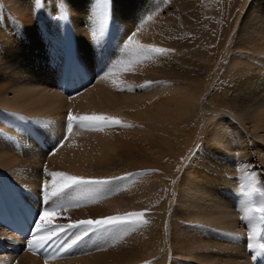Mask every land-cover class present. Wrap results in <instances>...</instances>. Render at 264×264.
I'll return each instance as SVG.
<instances>
[{
	"label": "bare ground",
	"instance_id": "1",
	"mask_svg": "<svg viewBox=\"0 0 264 264\" xmlns=\"http://www.w3.org/2000/svg\"><path fill=\"white\" fill-rule=\"evenodd\" d=\"M133 32L170 51L138 58ZM70 110L120 123L73 122L66 137ZM49 172L110 180L69 189L55 224L132 212L147 223L91 231L61 259L63 231L40 258L0 225L1 248L24 246L16 264H134L160 250L157 264L180 253L258 264L248 243L254 230L264 240V0H0V192L20 200L0 213L38 219Z\"/></svg>",
	"mask_w": 264,
	"mask_h": 264
},
{
	"label": "snow or ice",
	"instance_id": "2",
	"mask_svg": "<svg viewBox=\"0 0 264 264\" xmlns=\"http://www.w3.org/2000/svg\"><path fill=\"white\" fill-rule=\"evenodd\" d=\"M65 19L67 16L65 15ZM136 33L133 32L127 40V46H132L135 55L138 58L150 59L153 54L163 55L167 53L168 49L159 48L154 45H144L140 44L139 41L135 39ZM73 122H79L81 124L88 122L91 125L96 124H119L120 121L117 118L103 116V115H83L74 116L71 110L68 113L67 129L71 132ZM48 175L51 177L50 181H44L41 187V197L42 201H46L48 206L45 207L38 214V219L34 221L35 232L32 239L29 241L28 247L32 249H41L45 244L56 236L58 233L56 229L63 231L65 229L80 228L83 227L84 235L88 232L94 231L95 229L106 228L117 224H127V225H139L142 223H147V221L142 220L143 212H132L126 213L123 216H110L106 218L96 219V220H83L76 223L67 225H57L55 224V219L59 215L60 210L63 209L64 205L61 203L62 200L67 198V191L74 186L80 185H102L110 183L109 179H96V178H85L78 176H71L63 172H49ZM111 179H118L113 177ZM256 211L264 213V206L256 209ZM264 220V216L261 217ZM39 233H44L40 235ZM258 233L254 230L249 234L248 247L251 249H258L259 251L253 255V259H256L257 255L264 254V240H257ZM83 237L80 235L76 236V239L71 241L68 248L76 245ZM65 251L67 249H64Z\"/></svg>",
	"mask_w": 264,
	"mask_h": 264
},
{
	"label": "rangeland",
	"instance_id": "3",
	"mask_svg": "<svg viewBox=\"0 0 264 264\" xmlns=\"http://www.w3.org/2000/svg\"><path fill=\"white\" fill-rule=\"evenodd\" d=\"M205 10H207V9H205ZM230 40H231V38H230ZM228 45V44H227ZM229 45H230V42H229ZM229 45H228V47H229ZM211 47H213V48H215V47H217V44H216V42H213V44H211ZM225 53V52H224ZM222 53L221 54V57H220V59H219V61H218V78H219V76H220V72L222 71V69L224 68V66L226 65V60L225 59H227V53ZM224 54V55H223ZM224 56V58L222 59V57ZM222 59V60H221ZM221 61V62H220ZM214 80H215V75H214V78H212V80H211V82L212 83H209V87H211L212 86V84H213V82H214ZM65 81H67V79H65L64 81H63V85H64V83H65ZM91 83H93V81L92 80H90V82L88 83V85L89 84H91ZM205 124H206V120L205 119H203V121H202V124H201V129L203 128V127H205ZM70 134V133H69ZM68 134V135H69ZM37 139V141L40 143V145L42 146V141L40 140V139H38V138H36ZM197 141L199 142V141H201V139H200V135L198 136V138H197ZM44 172H45V170H43ZM9 194H7V196H8ZM3 197L4 196H0V199H2L3 200ZM12 205V207H13V204H11ZM42 206V205H41ZM12 210H14L13 208H12ZM11 210V211H12ZM64 223L65 224H70L66 219H64ZM95 230H97V229H95ZM94 230V231H95ZM93 232V231H92ZM91 232V234H87V235H83L82 237H84V239L85 238H89L90 236H92V233ZM89 233V232H88ZM2 238H3V236H1ZM67 239H69V237H67ZM10 241H12L11 239H10ZM66 241V240H65ZM25 243H28V242H26V241H24ZM81 242H84V240L83 241H80L79 242V244L81 243ZM163 242V241H162ZM66 243H67V241L66 242H64L63 243V245H66ZM10 244V247H8V244H6L5 245V247H7V250L6 251H10L9 253H14V251H13V246H16L15 244H13L12 242H10L9 243ZM78 244V245H79ZM23 245H17V250L15 251V252H17V254L16 255H10L9 253H7V252H4V253H0V259H2V258H10L11 259V257H12V259H11V261L9 260V261H6V262H4L5 264H16L18 261L17 260H15L16 258H17V256H19V255H22V254H24V253H26V252H24L23 251ZM93 246H89V248L88 249H84V252H85V250L87 251V250H94L95 251V248L93 247ZM1 250L2 249H4V248H0ZM6 249V248H5ZM25 249H27V246H26V248ZM0 250V251H1ZM70 250L71 249H69V250H67L65 253H62L61 254V256L62 257H59L58 259H61V258H63L64 257V255L66 254V253H68V252H70ZM23 251V252H22ZM20 252H22L21 254H19L18 255V253H20ZM57 252H58V250L56 249L54 252H53V256L54 255H56L57 254ZM83 252V251H82ZM60 253V252H59ZM73 256H75V254H69V258H71V257H73ZM162 257L164 258L165 257V251H162L161 252V250H160V252H153V254H152V257H145L144 259H141V260H139V261H137V262H135L134 264H157L156 262L157 261H159V258H160V260H162ZM174 257V258H173ZM172 258L173 259H176V260H179L180 262H181V264L183 263V264H191V261L190 260H188V257L186 256V255H184V254H182V253H180V254H174V256H172ZM14 259V261L12 262V260ZM170 260V259H169ZM7 262H9V263H7Z\"/></svg>",
	"mask_w": 264,
	"mask_h": 264
}]
</instances>
